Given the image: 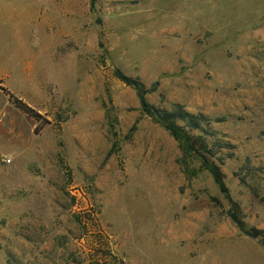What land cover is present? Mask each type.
Returning <instances> with one entry per match:
<instances>
[{
  "label": "rangeland",
  "instance_id": "374dc122",
  "mask_svg": "<svg viewBox=\"0 0 264 264\" xmlns=\"http://www.w3.org/2000/svg\"><path fill=\"white\" fill-rule=\"evenodd\" d=\"M0 6V264H264V0Z\"/></svg>",
  "mask_w": 264,
  "mask_h": 264
},
{
  "label": "trees",
  "instance_id": "16d2710c",
  "mask_svg": "<svg viewBox=\"0 0 264 264\" xmlns=\"http://www.w3.org/2000/svg\"><path fill=\"white\" fill-rule=\"evenodd\" d=\"M125 85L134 88L137 91L138 102L142 111L148 115L156 117L160 122L165 125V128L171 133L174 140L177 141L184 151L187 148V141H188V133L184 131L183 127H180L178 123L183 124L187 127L190 131H200L201 124L206 121V118L202 116H195L191 115L184 111V109L180 106L174 107V109L170 111L165 110H154L149 104L147 103L145 96L153 92L154 89L145 90L143 85L139 83V81H132L128 78L123 76H117ZM9 101L13 104V106L26 115L29 118L39 119V115L36 114L31 108H29L26 104L18 99H14L12 95L8 94ZM212 175L215 184L220 188L223 189V181L222 176L218 170H212ZM243 181V179H242ZM228 217L237 225L240 224L236 215L232 212L228 213ZM244 234L253 239H259L260 245L264 248V231L250 229L245 231Z\"/></svg>",
  "mask_w": 264,
  "mask_h": 264
},
{
  "label": "crops",
  "instance_id": "0c3cea01",
  "mask_svg": "<svg viewBox=\"0 0 264 264\" xmlns=\"http://www.w3.org/2000/svg\"><path fill=\"white\" fill-rule=\"evenodd\" d=\"M19 16V15H18ZM11 16H9L8 14V10H7V7H4V6H0V24H4V23H9L10 20H11ZM24 18H25V14L23 15V22H24ZM18 21H21L22 18L20 17H17ZM0 31H1V27H0ZM3 60L0 59V75L3 74V71H2V62Z\"/></svg>",
  "mask_w": 264,
  "mask_h": 264
}]
</instances>
